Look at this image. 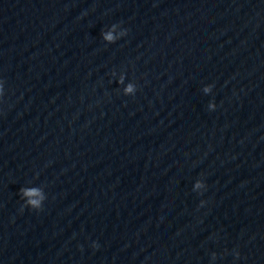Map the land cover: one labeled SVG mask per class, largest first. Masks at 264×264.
<instances>
[{
    "label": "clouds",
    "instance_id": "9594fccd",
    "mask_svg": "<svg viewBox=\"0 0 264 264\" xmlns=\"http://www.w3.org/2000/svg\"><path fill=\"white\" fill-rule=\"evenodd\" d=\"M117 29L119 31L117 32ZM127 29H122L119 24H113L107 30L101 31L102 39L108 43L113 44L117 40L121 39L122 37L127 35ZM115 75V73H113ZM125 75L122 74L120 78L116 81L119 85H124L123 87V94L125 96H134L137 92V86L135 83L129 82L125 85ZM214 85H206L202 88V92L207 95L212 92ZM4 96V82L0 81V98ZM217 107L214 101H210L207 105V110L209 112L215 110ZM207 185L202 179H198L195 181L193 185L194 192H201V190H206ZM43 190L39 187L32 186V187H22L19 189V195L21 200H23L22 210L23 208H30L36 211H40L43 207V203L46 200V196L42 194ZM205 204V201L200 202V206L202 207ZM92 247L98 248L99 245L93 242ZM235 255L238 257L239 253L236 252Z\"/></svg>",
    "mask_w": 264,
    "mask_h": 264
}]
</instances>
